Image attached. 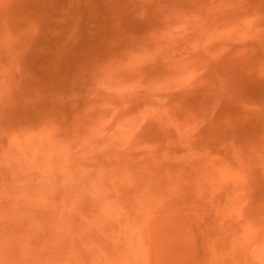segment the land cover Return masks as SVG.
<instances>
[{"label":"rangeland","instance_id":"obj_1","mask_svg":"<svg viewBox=\"0 0 264 264\" xmlns=\"http://www.w3.org/2000/svg\"><path fill=\"white\" fill-rule=\"evenodd\" d=\"M0 264H264V0H0Z\"/></svg>","mask_w":264,"mask_h":264}]
</instances>
